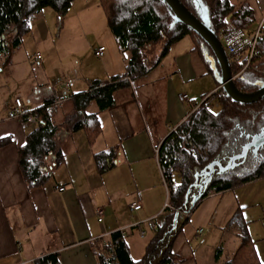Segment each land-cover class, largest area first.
Returning <instances> with one entry per match:
<instances>
[{
	"label": "crops",
	"instance_id": "crops-1",
	"mask_svg": "<svg viewBox=\"0 0 264 264\" xmlns=\"http://www.w3.org/2000/svg\"><path fill=\"white\" fill-rule=\"evenodd\" d=\"M232 1L249 6L254 30L264 17V0ZM186 38L189 43L169 69L163 64L165 58L138 81L137 90L135 83L115 92L113 106L103 110L92 102L80 112L71 98L87 93L95 81L107 83L126 74L131 54L117 43L126 70L113 72L104 54L102 74L82 67L73 76L56 78L49 73L53 66L48 67L49 61L40 50L34 56L35 62L37 54L42 57L41 69L34 72L37 76L24 75L23 64L13 60L20 48L1 59L0 264H33L50 254H57L60 264H98L117 232L124 236L132 260L140 261L146 255L169 216L165 205L170 201V192L157 151L169 127L181 125L197 102L189 96L187 107L179 96L185 94L186 85L203 78L210 77L214 83L200 96L201 101L219 87L194 50L193 39ZM159 70L161 74L156 75ZM173 78H178L177 90ZM20 80L25 81L21 90L12 92L10 82ZM64 83L70 85L65 100ZM16 99L23 100L30 113L47 106L59 127L56 142L64 160L54 170L53 178L40 187H30L20 167V150L38 125L13 117ZM85 114L96 116V121L72 131ZM110 150L116 152L115 165L102 172L96 156ZM137 193H141L142 208L134 211L130 205ZM206 204L215 207V213L204 215L201 206ZM99 210L103 211L101 221ZM218 213L220 221H212ZM195 216L198 221H189ZM189 220L173 244L176 264H264V177L210 194Z\"/></svg>",
	"mask_w": 264,
	"mask_h": 264
},
{
	"label": "trees",
	"instance_id": "trees-1",
	"mask_svg": "<svg viewBox=\"0 0 264 264\" xmlns=\"http://www.w3.org/2000/svg\"><path fill=\"white\" fill-rule=\"evenodd\" d=\"M75 1L0 0V61L7 59L12 50L21 47L23 38L32 30V23L45 8H51L58 21L62 22ZM180 1L196 16L200 13L197 7V3H200L218 36L227 26L228 18L237 27L253 30V12L246 4L238 5L232 0ZM99 2L118 47L130 52L131 59L125 75L114 77L107 83L95 81L87 93L73 96L71 99L78 111L85 112L92 102H96L101 110L112 107L115 92L130 88L147 77L172 47L186 37L193 39L194 50L214 76V57L210 48L188 27L174 24L171 11L162 0ZM12 29H15V35L9 46L5 36ZM161 42L163 47L160 55L148 65L144 56L146 47ZM260 50V57L236 80L242 92H255L258 84L264 82V38ZM231 68L232 72L240 71L235 65H231ZM213 98V101L207 99L192 111L178 126V133L168 134L158 148L159 163L170 192L169 202L174 209H166L169 212L168 219L159 227L146 255L140 261L132 260L124 236L117 232L112 236V246L106 255L100 257L98 264H176L174 241L203 199L212 193L224 192L264 177V146L257 153L253 149L249 151L248 155L254 162L247 171H244L245 158L232 170L222 172L215 167L212 175L208 176L207 172L213 163L226 166L253 137L264 132V100L254 105H240L225 94ZM31 114L37 116L38 127L28 135L27 144L20 150V167L27 184L40 187L53 178V172L62 164L64 156L56 142L59 127L52 121L47 106ZM96 118L85 114L71 129H84ZM26 119L27 115L20 120L25 122ZM115 154V150H110L96 156V163L102 172L115 165ZM174 175L179 177L178 182L174 181ZM33 264H60V259L57 254H50Z\"/></svg>",
	"mask_w": 264,
	"mask_h": 264
},
{
	"label": "rangeland",
	"instance_id": "rangeland-1",
	"mask_svg": "<svg viewBox=\"0 0 264 264\" xmlns=\"http://www.w3.org/2000/svg\"><path fill=\"white\" fill-rule=\"evenodd\" d=\"M168 22L169 20L167 19L166 23ZM14 35L15 29L7 32L5 36L7 42L11 43ZM163 42L159 44H151L146 47L144 56L148 65H151L157 60L158 55H160V52L162 51ZM188 43V38H185L173 47L169 55H167L168 57H165V62L163 61V64L166 65L167 69L171 67L174 58L184 51ZM100 46H103L106 49V63L113 72L126 70L124 67L125 64L123 63V57L116 46L115 37L109 30L107 18L99 0H76L71 5L69 13L62 22L58 21L55 12L51 8H45L34 22L31 33L23 38V43L17 53L18 56L14 57L13 60L23 64V74L25 75L28 73L30 74V77L37 76L34 72L37 71L36 69L38 68L41 69V61H34L35 52L38 50H40L44 55V58L49 61L48 67L53 66L49 73L54 74L56 78H63L65 75L73 76L75 73H78L82 67L86 70L93 69L102 74L101 61L105 59L104 57L97 58L93 54V50L98 49ZM14 61L12 64H14ZM24 66L26 67L24 68ZM54 68L55 72L53 71ZM159 74H161L160 70L156 75ZM237 74L238 73H235V71L233 72L235 81L240 76ZM173 79V85L177 90L178 84L175 81L176 79L178 80V78ZM106 80L108 79H105L104 81ZM20 81L10 82L13 87L11 88L12 92L21 90L25 81ZM213 81L214 80L209 77L203 78L199 82L188 84L185 86L186 90L184 93L188 97L197 98V102H195L197 105L201 102L200 96L211 87L214 83ZM135 85L137 90L138 85L140 84L136 82ZM181 95H183V93ZM188 102L189 100L185 102L187 107ZM246 158L244 171H247L249 167L252 166V162H254L251 155H248ZM254 158L256 157L254 156ZM174 181H179L177 175H174ZM201 207V210L203 209L205 211L204 215L210 216L211 213H215V207H212L209 204ZM195 219L196 221L199 220L197 219V216H195V218L189 221H194ZM200 221H208V219L201 218ZM212 221H220L219 213ZM209 231H211V229H209ZM211 234H209V236H211Z\"/></svg>",
	"mask_w": 264,
	"mask_h": 264
},
{
	"label": "water",
	"instance_id": "water-1",
	"mask_svg": "<svg viewBox=\"0 0 264 264\" xmlns=\"http://www.w3.org/2000/svg\"><path fill=\"white\" fill-rule=\"evenodd\" d=\"M172 13L174 24H182L193 31L200 39L210 48L214 57V78L227 97L233 102L240 105H254L264 100V82L258 84V89L252 93L242 92L236 85L226 51L218 35L210 25L206 11L200 3L198 16L193 14L180 0H162ZM264 146V132L253 137L252 141L247 144L241 153L233 156L226 166L219 163H213L208 173L211 176L217 167L220 171L226 172L235 168L240 160L247 157L250 150L254 153ZM198 199V198H197Z\"/></svg>",
	"mask_w": 264,
	"mask_h": 264
},
{
	"label": "built area",
	"instance_id": "built-area-1",
	"mask_svg": "<svg viewBox=\"0 0 264 264\" xmlns=\"http://www.w3.org/2000/svg\"><path fill=\"white\" fill-rule=\"evenodd\" d=\"M219 39L223 44V47L228 56L229 62L231 65H235L240 68L238 76L244 73L248 67L260 57V43L264 38V17L259 21L257 27L253 31H248L246 29L235 26L232 22H228L227 26L220 32ZM106 52L104 47L98 48L94 54L98 58H102ZM42 59L40 54L36 55V61ZM70 90V85L64 83L62 89V96L65 100L68 96ZM225 94L222 88L219 86L213 92H211L207 97H205L199 104L194 106L193 111H195L199 106H201L207 99H210L209 102L213 101L215 95ZM179 100L181 102H186L189 100L186 94L180 95ZM218 106L216 105L215 108ZM27 115L26 123L36 124L38 123V118L36 115L31 114L28 111V108L25 105V102L21 99H16L13 107V117L21 119ZM178 127H169V135L177 134ZM159 151V150H158ZM157 151V152H158ZM59 191H64L63 188H58ZM137 199L130 205V208L134 211H138L142 208V196L141 193H137ZM166 208H171V205L166 203ZM100 221L103 217V211H97Z\"/></svg>",
	"mask_w": 264,
	"mask_h": 264
}]
</instances>
